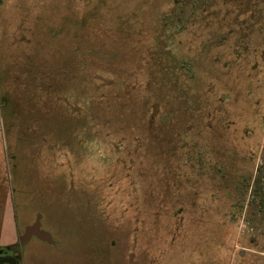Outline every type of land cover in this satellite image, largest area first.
<instances>
[{
    "label": "rangeland",
    "instance_id": "1",
    "mask_svg": "<svg viewBox=\"0 0 264 264\" xmlns=\"http://www.w3.org/2000/svg\"><path fill=\"white\" fill-rule=\"evenodd\" d=\"M263 146L264 0H0L2 264H264Z\"/></svg>",
    "mask_w": 264,
    "mask_h": 264
},
{
    "label": "flooded vegetation",
    "instance_id": "2",
    "mask_svg": "<svg viewBox=\"0 0 264 264\" xmlns=\"http://www.w3.org/2000/svg\"><path fill=\"white\" fill-rule=\"evenodd\" d=\"M261 148H264V146L261 147ZM259 206H261V205H259ZM21 237H22V236L19 235V240H16V242L14 243V246L17 245V244L21 245L23 242H26V238H24L23 240H21ZM10 246H11V245H10ZM5 247H6V246H5ZM8 247H9V246H8ZM2 248H3V247L0 246V260L2 259V260H6V261H7L8 259L12 258L10 254L3 256V255L1 254V253L3 252V251H2ZM5 249H6V248H5ZM19 250H20V249H19ZM19 250H17L15 253H17V252L19 253V252H20ZM1 251H2V252H1ZM7 251H10V250H7ZM15 253L12 254L14 257H15ZM13 261H15L14 258H12V262H13Z\"/></svg>",
    "mask_w": 264,
    "mask_h": 264
},
{
    "label": "crops",
    "instance_id": "3",
    "mask_svg": "<svg viewBox=\"0 0 264 264\" xmlns=\"http://www.w3.org/2000/svg\"><path fill=\"white\" fill-rule=\"evenodd\" d=\"M9 241V240H8ZM16 242V240H14V241H10V242H5V243H1L0 242V245L2 246H8V245H12V244H14ZM3 262H6V260H0V264H2Z\"/></svg>",
    "mask_w": 264,
    "mask_h": 264
},
{
    "label": "water",
    "instance_id": "4",
    "mask_svg": "<svg viewBox=\"0 0 264 264\" xmlns=\"http://www.w3.org/2000/svg\"><path fill=\"white\" fill-rule=\"evenodd\" d=\"M34 232H35L36 234L42 236L40 233H38V232L36 231V228L29 230V235L32 234V233H34ZM42 237H43V236H42Z\"/></svg>",
    "mask_w": 264,
    "mask_h": 264
}]
</instances>
